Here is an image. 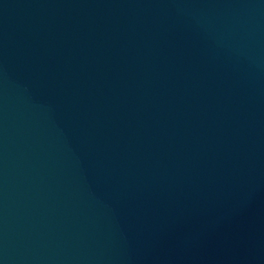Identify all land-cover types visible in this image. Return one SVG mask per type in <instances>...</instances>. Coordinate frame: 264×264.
Listing matches in <instances>:
<instances>
[{
    "label": "water",
    "instance_id": "95a60500",
    "mask_svg": "<svg viewBox=\"0 0 264 264\" xmlns=\"http://www.w3.org/2000/svg\"><path fill=\"white\" fill-rule=\"evenodd\" d=\"M0 264H264V0H0Z\"/></svg>",
    "mask_w": 264,
    "mask_h": 264
}]
</instances>
